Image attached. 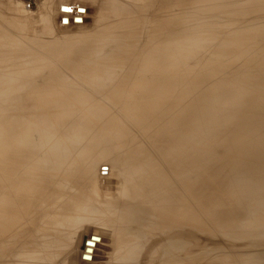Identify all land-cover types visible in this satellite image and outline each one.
<instances>
[{
    "label": "rangeland",
    "instance_id": "rangeland-1",
    "mask_svg": "<svg viewBox=\"0 0 264 264\" xmlns=\"http://www.w3.org/2000/svg\"><path fill=\"white\" fill-rule=\"evenodd\" d=\"M103 1L0 0V78L9 70L4 66L9 58L3 44L7 37L21 45L15 50L27 48L13 58L34 68L21 90L15 89V94L5 95V99L0 93V104L11 97L19 104L29 103L26 152L33 180L27 197L29 207L19 210V221H1L0 252L15 251L8 252L9 256L4 251L0 264H9V259L14 262L10 264H22L16 249L26 250L48 234L52 237L47 239L64 245L59 251L68 248L64 256L47 260L49 264H116L124 237L131 232L126 238L135 236L134 229L138 235L152 233L159 225L157 231L165 229L156 232L159 237L155 233L148 237H155L167 250H159L163 256L158 253L161 261L168 258L165 263L178 264V254L181 262L186 254L183 264H223L237 251H250L237 240L241 229L230 224L235 223V217L230 216L241 214L256 220L264 215V0H188L184 20L180 19L183 12L179 13L178 2L155 0L138 29L130 24L119 30H114L109 1ZM66 4L71 6L59 8ZM75 14L80 17L73 18ZM7 19H17L20 27L15 23L13 27L18 29L13 28ZM182 38L187 40L180 41ZM253 53L255 59L250 56ZM26 67L19 71L24 73ZM171 74L186 80L185 95L167 93L166 78ZM19 77L15 73L12 80ZM5 111L0 110V138L6 132L21 135L11 125L14 113L5 119ZM8 156L0 153V165L6 164L0 167L4 180L15 173ZM8 185V180L0 182L2 205L4 194L13 192ZM168 186L170 193L177 189L173 196L166 191ZM167 192L170 195L164 197ZM175 194L185 198L176 195V202ZM151 198L156 203L148 202ZM169 202H181L177 205L180 209L191 206L190 245L186 244L188 238L181 242L185 239L179 232L181 241L173 238L179 236L173 233L175 227L168 231V222L162 226L155 221L153 226L138 217L137 228L132 222L134 215L149 206L152 210H146L151 218L167 213L173 206ZM146 203L158 204L160 214L156 206ZM91 207H96L95 212ZM125 227L131 232L127 234ZM164 232H171V238ZM116 235H121L120 240ZM88 239L98 244L93 259L81 257ZM174 240V244L186 245L174 246L170 242ZM187 245L188 249H182ZM172 246L179 250L175 251L177 256L170 251ZM41 248L23 264H43L44 246ZM170 252L176 260L172 261ZM166 254L172 260L164 258Z\"/></svg>",
    "mask_w": 264,
    "mask_h": 264
},
{
    "label": "bare ground",
    "instance_id": "bare-ground-1",
    "mask_svg": "<svg viewBox=\"0 0 264 264\" xmlns=\"http://www.w3.org/2000/svg\"><path fill=\"white\" fill-rule=\"evenodd\" d=\"M103 1V0H102ZM101 0H100V2H102ZM109 2H108V4H109V8H111L112 7V14H111V17L112 18H114V20H112V21H114L113 23H115V26H114V30L117 28L118 30L119 29H121L120 27H122V28H124L125 29V27H128L130 24H131V26H133V24L135 25L134 26V29H138L141 25H142V20H143V18H145L146 16H147V13H148V10H151L152 9V7H153V4H154V1L155 0H108ZM104 2V1H103ZM175 2H178L177 3V6H179L180 7V10H179V13H180V11L181 12H183V13H181V14H179V16H180V19H182V20H184L185 19V17H186V12H187V10H188V6H187V3H188V0H170V3H175ZM12 3V2H11ZM105 3V2H104ZM107 4V3H106ZM176 4V3H175ZM74 5V4H73ZM104 5V4H103ZM111 5V6H110ZM15 6V5H14ZM63 6H71V5H68V4H66V5H61L59 8L61 9V7H63ZM172 6H174V5H172ZM78 7H80V6H78ZM83 7V6H82ZM16 8V7H15ZM103 8V7H102ZM9 9V8H8ZM12 10H13V12L12 13H14V10L15 9H13V8H11ZM10 10V9H9ZM9 10H8V12H9ZM11 10V11H12ZM107 10H109V9H107ZM111 10V9H110ZM10 11V12H11ZM156 11V10H155ZM10 15H13L14 16V14H11V13H9ZM15 14H16V11H15ZM69 14V13H68ZM64 15L63 14V17H68L69 15ZM173 14V13H172ZM19 15V14H18ZM8 17H9V15H7ZM6 16V17H7ZM80 17L79 15H77V14H75L74 15V17L73 18H75V17ZM173 16V15H172ZM12 17V16H11ZM10 17V18H11ZM72 17V16H71ZM4 18V17H3ZM10 18H9V20H10ZM13 18V17H12ZM16 18V17H15ZM70 18V17H69ZM6 19V18H5ZM167 19V18H166ZM8 19H7V22L9 21ZM14 20V19H13ZM12 19H11V21L13 22H8V23H11V24H9V25H11L12 27L14 26L13 24H15L16 23V21L15 20H17V19H15L14 21H13ZM74 20V19H73ZM168 20L169 19H167V21H166V23H167V25H168V23L170 22H168ZM111 21V22H112ZM152 22H153V24H156L155 23V20L154 19H152L151 20ZM6 22V21H5ZM7 22H6V24H7ZM18 22V21H17ZM99 22H101V20L99 21ZM20 23V22H19ZM29 23V22H28ZM73 23V22H72ZM165 23V24H166ZM17 24V23H16ZM16 24H15V26H16ZM164 24V23H163ZM9 25H7V26H9ZM160 25H162V24H160ZM6 26V28L7 29H10V28H8ZM17 26H18V24H17ZM166 26V25H165ZM18 27H20V26H18ZM13 28H16V27H13ZM113 28V27H112ZM129 28V27H128ZM7 29H6V31H7ZM16 29H18V28H16ZM22 29V28H21ZM123 29V30H124ZM23 30V29H22ZM113 30V31H114ZM125 31V30H124ZM143 31V30H142ZM5 33V32H4ZM8 33V32H7ZM7 33H5L6 35H7ZM4 35V34H3ZM124 35V34H123ZM128 35V34H127ZM7 36H10V34L8 33V35ZM210 36H212V35H210ZM216 36V35H215ZM214 36V37H215ZM2 37V36H1ZM124 37V36H123ZM138 37V36H137ZM204 37V36H203ZM207 37V36H206ZM213 37V36H212ZM213 37V38H214ZM11 38V37H10ZM135 38V37H134ZM139 38V37H138ZM205 38V37H204ZM213 38L212 39H210V40H213ZM5 39V38H4ZM6 39H8L9 40V38L7 37ZM5 39V40H6ZM20 39V38H19ZM23 39V38H22ZM5 41L3 44H4V46H6L7 47V53L9 54V58H8V61H7V64H4V66H6L9 70L6 72V73H4V75H3V77H1L0 78V81H2L1 83H0V93L3 95V98L5 97V95H8V94H11V93H13L14 91H16L15 89H20L21 90V88L20 87H22V82H27V76H28V73H30V71L32 70V68H33V65H32V67H31V65L28 67H26V64L27 63H23V61L22 60H18V59H15V58H13V57H15V55H19V54H21V52H24V51H27V48L26 49H24L23 47H21V48H19V49H16L15 50V48L16 47H20L21 45L20 44H18V43H15L14 42V40H13V38H11V40H9V41ZM17 40V39H16ZM21 40V39H20ZM186 41L187 40V38H182V39H180V41ZM22 41V40H21ZM21 41H18L17 40V42H20L21 43ZM25 41V40H24ZM246 41V40H245ZM136 42V41H135ZM253 42L254 41H251V42H246L247 43V45H248V48L250 49V48H252V44H253ZM23 43V42H22ZM25 43V42H24ZM249 45H250V47H249ZM27 46V45H26ZM246 46V45H245ZM259 46V45H258ZM247 48V47H246ZM254 48H255V46H254ZM253 48V49H254ZM22 50V51H21ZM258 50H259V48H258ZM221 52H224V50L222 49L221 50ZM257 52H259V51H257ZM24 55L26 56V57H28L27 55H26V53H24ZM247 55L249 56V52L247 53ZM251 57H254L253 59H255V55H254V53L253 54H251L250 55ZM5 57V56H4ZM30 57V56H29ZM17 58H19V56L17 57ZM25 59V57H22V55H21V59ZM28 59V58H27ZM30 61V60H29ZM24 62H25V60H24ZM31 62V61H30ZM10 63V64H9ZM29 64V63H28ZM31 64V63H30ZM20 66H22L23 68L24 67H26V68H28V70L27 71H23L24 73H21L20 71H19V69H21L22 67H20ZM39 68V65H37V69ZM34 69V68H33ZM131 69V68H130ZM15 73L17 74V75H19L20 77L18 78V81H17V79L15 80V81H13L12 80V77L15 75ZM101 74V73H100ZM169 74V77H170V73H168ZM172 75V74H171ZM168 76V75H167ZM173 76V77H172ZM171 76V78H169V77H167L166 78V80H167V82H166V85H165V89H166V91H167V93H169L171 96L173 95V96H176V95H178V96H180L181 94H183V95H185L186 93H187V83H186V80H184V79H177V78H175L174 77V75H172ZM165 77H166V75H165ZM163 79H164V77H163ZM162 79V80H163ZM165 80V79H164ZM158 82V81H157ZM164 82V83H165ZM159 83V82H158ZM158 83H157V86H158ZM154 84H155V87H156V83L154 82ZM160 84V83H159ZM161 85H162V83H161ZM151 86H153V84L151 85ZM154 87V88H155ZM162 88H164L163 86H162ZM115 90V89H114ZM112 92V91H111ZM13 94H15V92L13 93ZM18 95V94H17ZM15 96V95H14ZM8 96H6V98H7ZM11 97V96H10ZM17 97V96H16ZM18 97H19V95H18ZM21 97V99H22V97H25V96H20ZM19 97V98H20ZM15 97H11V99L10 100H5V103H3V104H0V107H1V109L0 110H6L5 111V119L8 117V115H9V113H14V117H13V122L11 123V125L12 126H14L15 128L13 129V131L14 130H19V131H21V135H17V134H11L12 132H6L5 133V135L3 136V137H1L0 138V153H2V154H9V159L11 160V162H12V166L15 168L13 171L15 172L14 174H9V175H11L10 177H8V179H5V180H8V182H9V187H10V190L11 191H13V192H9V194H4V202H3V205H5V206H3L2 204H0V230L3 228V225H2V220H6V219H8L9 221H14V222H16V221H19V216H20V213H19V210H21V209H25V208H28L29 207V200L27 199V197H28V195H29V193H30V191H31V186L33 185L32 183V181L33 180H30V176H29V174H28V160H29V157H28V155H27V152H26V150H27V145L28 144H26L27 143V141H26V139H27V135H28V131H27V120H29V112L27 113V105L29 104V103H25L24 101H23V103L21 104V101H20V104L18 103V102H15L16 100L14 99ZM19 98H17L18 99V101H19ZM5 99V98H4ZM13 99V100H12ZM26 99H27V97H26ZM26 99H24V100H26ZM166 99H168V98H166ZM170 99L172 100V98H169V101H170ZM174 99V98H173ZM165 102L166 101H168V100H164ZM163 101V102H164ZM18 106V107H17ZM76 106V105H75ZM15 107V108H14ZM185 108V107H184ZM16 109L18 110V112L16 111ZM182 109V108H181ZM67 112V111H66ZM73 115V114H72ZM62 116V115H61ZM61 118V117H60ZM65 118H67V117H65ZM19 121H21V122H23V124H21L20 125V122ZM40 147L42 146L41 144H38ZM37 145V146H38ZM85 147V146H84ZM88 148V147H87ZM186 148V147H185ZM92 149V148H91ZM185 151V150H184ZM180 154H182V153H180ZM1 158H4V157H2L1 156ZM182 158V157H181ZM5 159V158H4ZM183 160H184V158H182ZM179 160V159H178ZM6 161V160H5ZM180 161V160H179ZM187 160H185V162H186ZM175 162H176V160H175ZM178 162V161H177ZM184 162V163H185ZM5 163V162H4ZM183 162H179V164L178 165H180V164H182ZM188 163V162H187ZM149 164V163H148ZM6 165V164H5ZM4 165V166H5ZM147 165V164H146ZM177 165V164H176ZM177 165V166H178ZM185 165H189V164H185ZM3 165L1 166L0 165V167L2 168V167H4ZM177 166L175 167L177 170H178V168L180 167L181 168V166H179L178 168H177ZM183 166H184V164H183ZM182 166V167H183ZM0 168V169H1ZM157 168H159V166L157 167ZM184 168V170H186L185 168L186 167H183ZM160 169V168H159ZM158 169V170H159ZM182 169V168H181ZM181 169H180V171H181ZM188 169V168H187ZM165 170H166V168H165ZM177 170H175V172L177 171ZM183 169H182V171H184ZM23 171V172H22ZM150 171V170H149ZM179 171V170H178ZM187 171V170H186ZM185 171V173H187ZM151 172V171H150ZM157 173H158V171H157ZM182 173H184V172H181V174ZM24 174V175H23ZM154 174V173H153ZM161 174V173H160ZM169 174V173H168ZM180 174V175H181ZM188 174V173H187ZM187 174H185L186 175V177H184L185 175L184 174H182L181 176H183V178H186L187 180H188V175ZM151 175V174H150ZM157 175H159V174H157ZM170 175V174H169ZM154 177H155V175H154ZM1 178V177H0ZM66 178H67V176H66ZM183 178H182V180H183ZM171 179H172V177H171ZM5 180L4 179H2L1 178V180H0V182H2V183H4L5 182ZM155 180H156V178H155ZM170 180V179H169ZM186 180V182H188ZM136 181V180H135ZM157 181H160L161 182V180L159 179H157ZM183 181H185V180H183ZM165 182V181H164ZM168 182V181H167ZM185 182V183H186ZM153 183V182H152ZM166 183V182H165ZM171 181L168 183V185H170L171 186ZM164 184V183H163ZM185 185H188V183L187 184H185ZM184 185V183H183V186H185ZM141 186V185H140ZM150 186V185H149ZM170 186H168V188H167V190L166 191H168L169 190V193H170ZM138 187H139V184H138ZM165 187H167V186H165ZM184 188V187H183ZM140 189V188H139ZM184 189H187L186 190V192L188 191V194L186 195V196H188L189 197V189L187 188V186H186V188H184ZM183 189V190H184ZM172 190V192H173V190H177L176 188H174V189H171ZM182 190V189H181ZM49 191V190H48ZM150 191V190H149ZM45 192V191H44ZM171 192V193H172ZM176 192V191H175ZM175 192H173V193H175ZM182 193H183V191H181ZM51 193V192H50ZM92 193V192H91ZM168 192H167V195H164V197H166V196H168V195H170ZM171 194L172 196L174 195V194ZM184 193H185V190H184ZM48 194V193H47ZM148 194V193H147ZM150 194V193H149ZM166 194V193H165ZM179 194H180V191H179ZM14 195L16 196V198L14 197ZM144 195V194H143ZM177 194H175V196H176ZM183 195V194H182ZM146 197H147V195H145ZM171 196V197H172ZM177 196H179V195H177ZM177 196L175 197V199L177 198ZM142 197H144V196H142ZM146 197H145V199H146ZM161 197H162V194H161ZM170 197V196H169ZM182 197V196H181ZM13 199V201L11 202L10 201V199ZM156 198V200L157 199H160L159 197L157 198V196L155 197ZM168 198V197H167ZM166 198V199H167ZM173 198V197H172ZM171 198V199H172ZM183 198H185V196H183ZM183 198H180V196H179V199H183ZM152 200H154V201H152V200H148V202H155L156 203V201H155V199L154 198H151ZM162 199H163V197H162ZM162 199H160V200H162ZM170 199V201H172ZM139 200V199H138ZM137 200V201H138ZM142 200V199H141ZM140 200V201H141ZM160 200H158V201H160ZM164 201H169V200H165V199H163ZM140 201H138V204L139 203H142V201L140 202ZM163 201V202H164ZM174 201V200H173ZM182 201V200H181ZM185 202L187 201V198H186V200H184ZM11 202V203H10ZM147 202V201H146ZM161 202V201H160ZM159 202V203H160ZM166 202H164L163 204H165ZM175 202V201H174ZM176 202H177V199H176ZM179 202V201H178ZM1 203V202H0ZM126 203H128V202H126ZM154 203V204H155ZM158 203V202H157ZM168 203V202H167ZM166 203V204H167ZM181 203V202H180ZM179 203V204H180ZM47 204V203H46ZM46 204H44L45 206H46ZM131 204V203H130ZM132 204H134V203H132ZM146 204H150V203H146ZM152 204V203H151ZM150 204V205H151ZM154 204H152L151 206H156V208H157V205H154ZM162 203H161V205H163ZM169 204H170V202H169ZM171 204H173V206H180L178 203H177V205L175 204V203H171ZM170 204V205H171ZM175 204V205H174ZM182 204H183V202H182ZM186 203H184V205H185ZM7 205V206H6ZM122 205V204H121ZM129 205V204H128ZM136 205H137V203H136ZM141 206H142V204H140ZM145 207H146V205H145V203L143 204ZM188 205V204H187ZM190 205V204H189ZM44 206V207H45ZM91 206V205H90ZM98 206V205H97ZM135 206V204L133 205V207ZM149 206V205H148ZM165 206V205H164ZM163 206V207H164ZM173 206H172V208H168L169 206L167 205V206H165V207H167V208H164V209H162V210H164L165 211V209H167V213H164V214H161L160 216H156V214L157 213H153L152 212V214H154V216H156V217H154V218H151L150 216H148L147 215V210H146V208H143V209H145V210H141V211H145L146 212V214H145V212L144 213H142L141 211H140V209L138 208V211H140L139 212V216L137 215V216H135L134 214V217L133 216H131V217H133V219H132V222H133V224L136 226V223H138L139 224V222H137V220H138V217L140 218V221H147L148 222V224H149V222H152V223H150L149 225H153V222H161L162 223V226H164L165 224H166V226H167V222H168V224H169V226L167 227V229H168V231H171L170 229H173L174 230V227L176 228V230L173 232V230L171 231V232H173L174 234H175V232H176V234H177V232H179L178 234L183 238V236H184V238L183 239H185V240H180L179 238H181L178 234V236L179 237H177L176 238V236L174 235V239L176 240H178V241H181V242H183V241H186V239L188 238V235H189V227H190V223H191V213L189 214L188 213V209H189V207H191V206H189V207H187V206H181V208L182 209H180L178 206V208H173ZM5 208L4 210L2 209V208ZM99 207V206H98ZM124 207H126L127 208V206L126 205H124ZM130 207H132V206H130ZM132 207V208H133ZM135 207H137V206H135ZM140 207V206H139ZM143 207V206H142ZM150 207V206H149ZM149 207L147 208L148 210H149ZM159 207V206H158ZM92 208V211L96 208H93V207H91ZM151 208V207H150ZM154 208V207H153ZM127 209H129V208H127ZM158 209L159 208H157V211L156 212H158ZM180 210L181 211V213L180 214H177V211L178 210ZM248 209V211L251 213V211H252V209H251V207H248L247 208ZM56 209H54L53 211H55ZM58 210V209H57ZM57 210H56V212H57ZM104 210V209H103ZM103 210H98L97 209V211L98 212H103ZM131 209H129V212H131L130 211ZM135 210H136V208H135ZM150 210H152V208L150 209ZM149 210V211H150ZM154 210H156V209H154ZM153 210V211H154ZM172 210V211H171ZM177 210V211H176ZM87 211H88V209H87ZM91 211V212H92ZM105 212L104 213H106V210H104ZM137 211V210H136ZM138 211H137V213H138ZM148 211V212H149ZM161 210H159V212H160ZM44 212H46V208H45V211ZM93 212H95V211H93ZM129 212H128V214H129ZM133 212H134V210H133ZM132 212V213H133ZM158 212V214H160ZM189 212H191V210H189ZM97 213V212H96ZM136 212H135V214H137ZM162 213V212H161ZM178 213H179V211H178ZM53 214H55V212L53 213ZM151 214V213H150ZM58 215H60V216H58V217H60V219H61V214H58ZM102 215V216H101ZM247 215H248V213H247ZM99 216V215H98ZM105 217H106V215H104ZM146 217L147 216V218L148 219H146V220H144L143 219V217ZM100 217L102 218L103 217V213L102 214H100ZM100 217L98 218V219H100ZM104 217V218H105ZM120 217V216H119ZM153 217V216H152ZM230 217H232V218H234L235 217V223L233 222V223H230L231 225H233V224H235L238 228H240L241 230H240V236L238 237V241H243V242H239V243H242V245L243 246H246L247 248H249L250 249V251H237V253L235 254V256L233 257V258H231V259H229V258H227L226 259V261L224 262L225 264L227 263V264H264V215L263 216H259L258 217V219H256V220H254V218L255 217H252V216H244V217H242L241 216V214L238 216V215H231ZM229 217V218H230ZM129 218H130V216H129ZM128 218V219H129ZM231 218V219H232ZM128 219H126V220H128ZM130 220L131 219H129V223H130ZM49 220H47V222H48ZM256 221V224L254 223ZM257 221H258V223H257ZM46 221H45V223H47ZM124 222V221H123ZM123 222L121 223V226H122V224H123ZM128 222V221H127ZM125 223V222H124ZM129 223H128V225H129ZM142 223V222H141ZM145 223V222H144ZM163 223H164V225H163ZM126 224V223H125ZM132 224V225H133ZM147 223L145 224V226H147L148 225ZM158 224H160V223H158ZM157 224V225H158ZM117 225V224H116ZM115 225V226H116ZM120 225V224H119ZM118 225V226H119ZM133 225V226H134ZM193 225V224H192ZM257 226V229L255 228L256 226ZM9 226V225H8ZM131 225H129L128 227H130ZM132 226V227H133ZM139 226V225H138ZM154 226V225H153ZM13 227H14V225H13ZM114 227V226H113ZM123 227V226H122ZM121 228V227H120ZM134 228V227H133ZM136 228H137V226H136ZM155 228H156V226H155ZM115 229V228H114ZM123 229H128V228H123ZM152 229V228H151ZM156 229H161V226L159 225V226H157V228ZM155 229V230H156ZM205 229V228H204ZM116 230V229H115ZM136 230H138V229H136ZM145 230V229H144ZM152 230H154V229H152ZM151 230V232L152 233H148V234H153V233H155L156 234V238H158L159 236H157V233L156 232H158V231H162V230H154V231H152ZM165 230V229H164ZM163 230V231H164ZM124 231V230H123ZM131 232V230L130 229H128L127 230V234H128V232ZM162 231V232H163ZM167 231V230H166ZM1 232V231H0ZM129 232V233H130ZM139 232H142V231H139ZM147 232H149V231H147ZM171 232H169L170 234H171ZM124 233V232H123ZM125 233V234H126ZM133 233H135V236H132V238H126L128 235H130V237H131V235H132V232H131V234H128L126 237H124V240H123V238H122V240H123V243H121L122 244V246H120V249H119V251H117V252H119V254H116V255H119V260H116L115 261V263L116 264H171V263H169V261L168 262H166L165 263V261L168 259H166L165 257H169V256H167L168 254H166V256H164V258L166 259H164L163 261H161L160 260V258H158V253H159V250L161 251L163 248H162V244H160V242L158 243V240L155 238H152V237H148V234L147 233H145V232H142V233H145V234H137L136 233V231H135V229H134V231H133ZM160 233V232H159ZM158 233V234H159ZM165 233V232H164ZM169 233H167V234H169ZM48 234V233H47ZM116 234V233H115ZM137 234V235H136ZM160 234H162V233H160ZM166 233H165V236L166 237H168V235H167ZM170 234H169V236H170ZM50 234H48L47 236H48V238L51 236H49ZM154 235V234H153ZM46 236V237H47ZM122 236H124V235H122ZM150 236V235H149ZM163 236V235H162ZM172 236V235H171ZM171 236H170V238H171ZM185 236H187L186 238H185ZM46 237H44V236H42V238L40 239V240H38V243L36 242V240H34V242H36V244H34V245H30L29 247H27V248H25L26 250H22V249H20V250H18V249H16V254L17 255H21V258H22V260H23V262L25 263L27 260H29V258L31 257V255H32V253L33 252H37L38 250H41L42 251V246H44V263L43 264H49V263H47V260H51V259H55V258H59L60 256H64V255H62V253L63 252H65L68 248H66L65 249V251H59L60 249H63V244H55V242L53 241H50L49 239H47ZM52 237V236H51ZM95 237H99V236H97V235H95ZM116 237H118V239H119V237H121V235L119 236H117L116 235ZM164 237V236H163ZM190 237V236H189ZM16 239L18 238V236L17 237H15ZM151 238V239H150ZM181 238V239H182ZM48 240H49V242L50 243H48ZM120 240V239H119ZM121 240V241H122ZM157 240V241H156ZM161 240V239H160ZM163 240V239H162ZM168 240H170V239H168ZM173 240V239H172ZM175 240L174 241H170L174 246H175V244L176 245H178L177 243H179V242H177L176 241V243L174 244V242H175ZM188 240H191L190 238H188L187 239V243L186 244H188L189 243V241ZM20 241H22V238L19 240V242ZM120 241V242H121ZM165 241L167 242V240H166V238H165ZM246 241V242H245ZM88 242V243H87ZM97 242V241H96ZM95 242V240H92V239H88V240H86L85 242H84V246H83V249H84V251H83V253L81 254L82 256L81 257H83V255H84V258H86V259H89L90 257H92V259H93V257H94V255H95V250L97 249V246H98V244ZM99 242V241H98ZM117 242H119V241H117ZM162 243L164 242V240L163 241H161ZM180 242V243H181ZM191 242V241H190ZM248 242H253V244L252 245H248V244H250V243H248ZM61 243V242H60ZM170 243V244H171ZM179 243V244H180ZM185 243H181V245H184ZM116 244H118V243H116ZM164 244H165V242H164ZM167 244H169V243H167ZM169 244V245H170ZM185 244V245H186ZM246 244V245H245ZM35 245H37V246H35ZM63 245V246H62ZM168 245V247H166V248H169L170 246ZM188 245H190V244H188ZM188 245H187V247L185 246V247H182V249L184 248H187L188 249ZM163 246H165V245H163ZM180 246V245H179ZM181 247V246H180ZM191 246H189V248H190ZM162 248V249H161ZM165 248V249H166ZM179 248V247H178ZM177 249V248H176ZM175 249V251H179L178 249L176 250ZM172 250V253L174 254H176V252L173 250V246H172V249H170V251ZM186 250V249H185ZM4 251L7 253V255L9 256V254H8V252H14L15 250L14 249H12V248H10V249H5V250H2V252H0V255H3L4 254ZM163 251H164V249H163ZM166 252H167V250H165ZM164 251V252H165ZM183 251V250H182ZM189 251V250H188ZM69 252V251H68ZM116 252V251H115ZM165 252V253H166ZM169 252V251H168ZM161 254H162V256H163V253L162 252H160ZM159 253V254H160ZM172 253L170 252V256L172 255ZM179 253V252H178ZM186 253V252H185ZM87 254V255H86ZM161 254H160V256H161ZM180 254H182V253H180ZM184 254V253H183ZM187 254H189L188 252H187ZM16 255V256H17ZM185 256H186V254H184ZM59 256V257H58ZM89 256V257H88ZM175 256H177V254L175 255ZM174 255L173 256H171L172 257V259H173V257H175ZM185 256L183 257V256H181L182 258H183V260H182V262H184L185 260V263L187 262V259H185ZM188 256V255H187ZM171 257H169L170 258V260H172L171 259ZM178 259H179V263H182L181 261H180V256H179V254H178ZM232 257V256H231ZM71 258H72V256H71ZM78 258V257H77ZM118 258H116L115 257V259H118ZM181 258V259H182ZM177 259V258H176ZM175 258L172 260V261H174V260H176ZM185 259V260H184ZM72 261H74V260H72ZM177 261L175 262V263H177ZM23 262H22V264H23ZM75 262V261H74ZM7 263H14L13 262V260L12 259H9V260H7ZM58 263V262H57ZM93 263V262H92ZM174 263V262H173ZM178 263V264H179ZM184 263V264H185ZM223 263V264H224ZM54 264H56V262L54 263ZM69 264H71V263H69ZM86 264V263H85ZM183 264V263H182ZM187 264H189V263H187Z\"/></svg>",
    "mask_w": 264,
    "mask_h": 264
}]
</instances>
